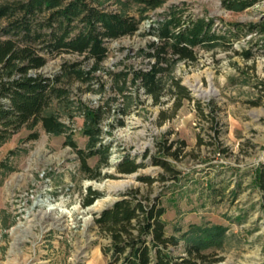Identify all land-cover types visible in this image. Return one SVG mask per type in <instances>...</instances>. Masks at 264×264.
Wrapping results in <instances>:
<instances>
[{
    "label": "rangeland",
    "instance_id": "obj_1",
    "mask_svg": "<svg viewBox=\"0 0 264 264\" xmlns=\"http://www.w3.org/2000/svg\"><path fill=\"white\" fill-rule=\"evenodd\" d=\"M100 1L107 11L139 18L138 30L106 41L107 57L94 71L91 59L67 52L49 57L37 70L51 76L64 63L81 61L92 72L85 81L64 77L67 99L45 110L63 124L62 133L38 127V138L29 139L33 130L22 128L0 144V264H122L104 254L109 240L94 217L134 188L159 197L165 207L166 233L179 239L172 254L185 255V247L203 235L202 252L209 260L219 258L216 264H264V207L256 184L264 162V38L231 37L235 24L264 19V0L233 9L223 0H162L154 8L140 0ZM165 17H175L181 27L203 20L232 44L197 48L195 62L173 63L161 79V104L155 105L133 75L147 68L149 58L141 50L156 40L150 30ZM5 24L0 21L1 38ZM245 49L252 52L248 59L240 54ZM173 79L201 102L206 117L194 101L174 111ZM159 110L172 115L162 125L156 124ZM92 114L98 121L95 140L86 131ZM68 140L83 150L93 141L96 149L109 146L106 164L103 151L87 159L98 178H87ZM124 156L143 167L117 172ZM154 157L176 171L153 164ZM141 176L158 180L147 185ZM88 187L100 197L84 206ZM211 226L219 233L205 235Z\"/></svg>",
    "mask_w": 264,
    "mask_h": 264
},
{
    "label": "trees",
    "instance_id": "obj_2",
    "mask_svg": "<svg viewBox=\"0 0 264 264\" xmlns=\"http://www.w3.org/2000/svg\"><path fill=\"white\" fill-rule=\"evenodd\" d=\"M140 2L146 8H154L162 0ZM223 2L229 9L250 5L247 0ZM102 5L100 0H0V21H6L1 30L4 38L0 37V144L22 128L33 130L29 139L38 138V132L34 130L38 127L47 133L64 131L63 124L54 114L45 113L54 101L67 99L64 77L88 80L90 70L98 69L107 57L106 41L132 35L138 30L139 18L107 11ZM203 23V20H197L195 24L181 27L175 17H165L151 28L150 33L156 40H151L141 50L144 57L149 58L148 66L134 72L133 82H139L153 104H161V79L168 74L173 63L180 60L195 62L197 48H211L218 43L232 44L222 42L226 35L218 34L210 26L205 28ZM235 28L231 32L233 40L246 33H255L264 38V19L248 24L239 22ZM64 52L84 55V58L91 59L92 68L85 71L82 62L77 61L64 63L61 71L51 76L37 71L42 69L49 57ZM240 54L248 59L252 52L245 49ZM170 92L173 94L174 111L183 101H194L189 90L178 79L172 80ZM194 102L198 114L206 117L201 102ZM88 113L93 111L89 110ZM95 115L100 118L101 114ZM170 117L172 115L167 116L164 110H159L156 124L162 125ZM88 118L91 124L86 131L94 139L98 134V128H95L98 121L94 115ZM94 142L89 150H83L74 141H67L89 179H96L100 174L92 173L87 159L102 151L105 153V164L108 159L109 146L102 145L96 149L97 141ZM202 142L199 136L197 143ZM152 161L166 171H176L163 158L154 157ZM141 167L142 163L129 156H124L115 165L117 172L122 174H131ZM140 180L151 185L158 178L141 176ZM256 184L261 206L264 207V162L258 166ZM98 197L99 193L88 187L83 205L92 204ZM165 211L159 197L143 195L138 188L121 193L119 199L94 217L98 232L109 240L106 248H103L104 254L110 253L114 263L121 260L122 264H216L219 261V258L209 260V256L202 252V244L207 240L203 235L196 236L193 243L185 247V255L172 254L170 248H175L179 239L166 233V222L163 220ZM217 228H205V235L218 234Z\"/></svg>",
    "mask_w": 264,
    "mask_h": 264
}]
</instances>
